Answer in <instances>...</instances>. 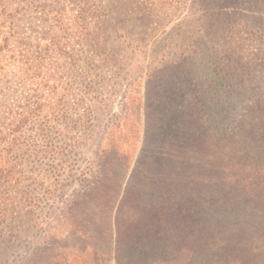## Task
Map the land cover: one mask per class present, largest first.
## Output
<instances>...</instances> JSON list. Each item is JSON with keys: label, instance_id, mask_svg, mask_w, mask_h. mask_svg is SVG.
I'll return each mask as SVG.
<instances>
[{"label": "trees", "instance_id": "trees-1", "mask_svg": "<svg viewBox=\"0 0 264 264\" xmlns=\"http://www.w3.org/2000/svg\"><path fill=\"white\" fill-rule=\"evenodd\" d=\"M171 1L0 0V264H264V0L193 1L184 50L208 75L163 57L184 95L147 84L133 164H79L125 24L156 36ZM239 35L255 55L234 77Z\"/></svg>", "mask_w": 264, "mask_h": 264}, {"label": "rangeland", "instance_id": "rangeland-1", "mask_svg": "<svg viewBox=\"0 0 264 264\" xmlns=\"http://www.w3.org/2000/svg\"><path fill=\"white\" fill-rule=\"evenodd\" d=\"M193 1L195 0H172L171 5L179 7L178 13L156 36L145 38L142 33L133 32V25L130 24L129 27L126 26L129 24H125V54L119 56V63L107 74V80L99 90L100 97L93 103L90 135L80 147L81 167L101 161L108 147L120 155L117 157L119 162L124 157L128 166L133 164L144 141V102L147 84L153 82L152 87L154 90L160 88L163 97L169 94L170 98L175 97L174 100H177L184 95L181 90H175L176 86L183 84L175 77L176 70L172 63H169L170 59L163 57L174 59L188 57V61H192L190 71L196 74V77L193 75L194 79L199 80L208 75L212 66L207 62V58H204L205 54L198 55L203 49L198 47L196 55L184 50L185 41L190 39L182 33L191 19H197L199 15V12L195 11L196 8L191 10ZM116 23L118 21H114L110 26L113 27ZM127 35L141 43L142 48H135V44L131 46L130 43L133 42ZM239 36L240 41H235L236 43L228 48L231 59L236 61V65L230 62L232 66L230 70L234 77L235 71L239 69L238 64L251 61L255 55L254 43L250 40L244 41V35ZM173 52L176 54L172 55ZM223 56V51L216 48L210 60L215 61L217 58L223 60ZM77 189L74 185L67 186L59 195L57 205L60 201L68 199Z\"/></svg>", "mask_w": 264, "mask_h": 264}]
</instances>
